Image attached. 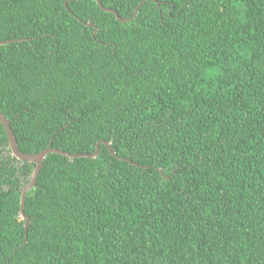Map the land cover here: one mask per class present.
<instances>
[{
    "label": "trees",
    "instance_id": "16d2710c",
    "mask_svg": "<svg viewBox=\"0 0 264 264\" xmlns=\"http://www.w3.org/2000/svg\"><path fill=\"white\" fill-rule=\"evenodd\" d=\"M14 39L19 150L114 154H47L26 227L0 123V264H264V0H0Z\"/></svg>",
    "mask_w": 264,
    "mask_h": 264
},
{
    "label": "water",
    "instance_id": "95a60500",
    "mask_svg": "<svg viewBox=\"0 0 264 264\" xmlns=\"http://www.w3.org/2000/svg\"><path fill=\"white\" fill-rule=\"evenodd\" d=\"M96 3L98 4L99 7H101L103 10H105L106 12L112 13L116 16V19H118V21L124 23V22H129L131 19H133L135 17V15L137 14L138 8L146 1L143 0L134 10V14L131 18H121L118 16V14L110 9V8H105L101 6L100 0H95ZM12 41H18V39H14V40H8V41H1L0 45L6 44V43H11ZM0 123L4 128V131L6 133L7 136V142L10 148V151L12 153V155L18 159L19 161H26L28 163H33L35 165L32 174H31V178L30 181L28 183V185H26L25 187H23L21 189V195H20V216L26 220V227L29 223V218L27 217V215L24 213V203H25V198H26V194L27 192L35 186L36 183V179L37 176L39 174V171L42 167L43 164V159L46 157L47 154L49 153H55V154H59L61 156H65L68 158H96L97 155L99 154V147L100 144L104 143L107 150L109 151L110 154H113V150H111V148L109 147V144L104 142L103 140H100L97 142L96 146H95V151L92 153H82V154H71V153H67L61 150H58L56 148H52L50 146H48L47 148L43 149L42 151L38 152V153H32V154H26L23 153L19 150L17 142H16V138L12 132V129L10 127V121L3 115V113L0 111Z\"/></svg>",
    "mask_w": 264,
    "mask_h": 264
},
{
    "label": "bare ground",
    "instance_id": "6f19581e",
    "mask_svg": "<svg viewBox=\"0 0 264 264\" xmlns=\"http://www.w3.org/2000/svg\"><path fill=\"white\" fill-rule=\"evenodd\" d=\"M146 1H147V0H146ZM95 2H96V1H95ZM141 2H142V1H141ZM141 2H140V3H141ZM100 3H101V2H100ZM140 3H139V4H140ZM66 4H67V1L65 2L64 5H66ZM96 4H97V3H96ZM139 4H138V5H139ZM97 5H98V4H97ZM138 5H137V6H138ZM142 5H143V4H142ZM142 5H141V6H142ZM101 6L103 7L102 4H101ZM137 6H136V7H137ZM141 6H140V7H141ZM98 7H99V6H98ZM140 7H139V8H140ZM99 8H101V7H99ZM139 8H138V9H139ZM101 9H102V8H101ZM135 9H136V8H135ZM102 10H103V9H102ZM103 11H105V10H103ZM105 12H106V11H105ZM137 12H138V11H137ZM108 13H109V12H108ZM116 13H117V12H116ZM111 14H112V13H111ZM133 14H134V13H133ZM113 15H114V14H113ZM114 16H115V15H114ZM118 16H119V15H118ZM135 16H136V15H135ZM119 17H120V16H119ZM115 18H116V16H115ZM117 20H118V19H117ZM87 25H90V24H87ZM95 33H96V29H95V31H94V34H95ZM99 153H100V151H99ZM113 154H114V152H113ZM98 155H99V154H98ZM98 155H97V156H98Z\"/></svg>",
    "mask_w": 264,
    "mask_h": 264
}]
</instances>
